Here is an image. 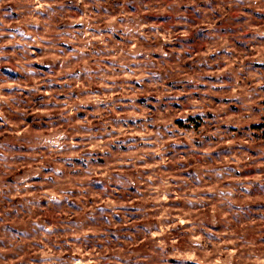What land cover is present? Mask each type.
I'll return each instance as SVG.
<instances>
[{
	"label": "rangeland",
	"instance_id": "1",
	"mask_svg": "<svg viewBox=\"0 0 264 264\" xmlns=\"http://www.w3.org/2000/svg\"><path fill=\"white\" fill-rule=\"evenodd\" d=\"M122 13L161 37L126 35ZM249 24L264 31V11L227 0L0 5V264H163L159 240L167 264L264 252V38ZM59 132L77 147L33 149ZM241 180L250 196L217 208L213 191ZM190 212L213 234L198 228L207 250L180 259Z\"/></svg>",
	"mask_w": 264,
	"mask_h": 264
},
{
	"label": "clouds",
	"instance_id": "2",
	"mask_svg": "<svg viewBox=\"0 0 264 264\" xmlns=\"http://www.w3.org/2000/svg\"><path fill=\"white\" fill-rule=\"evenodd\" d=\"M6 2V0H0V5H3ZM125 3H129L130 0H124ZM264 0H227V6L228 7H238V8H258L264 11ZM242 15L244 13H241ZM122 16H125L129 18L130 24L132 26H126L125 27V34H135L137 37H143L146 41L150 40L152 37L150 35H147L144 33L143 29L144 28H149L151 27L152 29L156 30L154 31L153 35L156 38L161 37V33L158 31V25L152 24H146L144 23L139 17H133L130 16L129 14H123ZM250 28L255 29V35L251 37V39H257V38H264V31L260 30V26L257 25H248ZM211 27H215V24L213 23ZM3 33L0 32V36H2ZM27 35V33H25ZM164 38H168V34H164ZM2 55V53H0ZM166 55V53H165ZM31 71V70H29ZM139 82V81H138ZM201 115L203 113L201 112ZM0 120H4V115L2 112H0ZM5 123H8L7 120L4 121ZM66 140V134L64 132H59L56 133L52 138H37L35 144L33 145V149L40 147V148H45L47 151L53 154H62V152H70L72 148L77 147L75 144L71 143L69 141L68 143H65L64 141ZM4 145L0 144V163H4L5 161V153L3 151ZM128 163H133V161L129 160ZM6 166V165H5ZM54 171L59 172L60 169L57 168ZM235 171V169H233ZM215 175L217 177L222 175V172H216ZM117 183H121L119 179H117ZM161 187L167 188L168 184L167 181H161ZM253 187L251 184H246L242 180L239 181L235 186L229 185L226 188H218L213 191V195L217 198V208L219 207V204H227L229 207L234 205L236 203L234 197L237 196V194L243 196V197H248L250 196V190ZM264 190V189H262ZM157 192L160 191V189H156ZM167 192H162L160 195L156 197L157 200L163 201L167 199ZM195 195V194H193ZM183 199L186 200L187 203L189 204H201L202 206L207 203V201L200 196H196L195 199H189L187 195L183 197ZM201 211H207L203 207L201 208ZM240 211H237L236 213H226L225 215H233L234 217H239ZM163 219H170L171 217H162ZM184 223H189L192 225L191 228L188 229L190 233V237L185 241L186 243V248L181 249V248H173V252L180 258L184 259L185 257H191L193 259H198V253L204 252L207 250L206 243L204 242V237L202 235L197 234V229L200 228L201 231H208L209 235H212L213 233L211 232L210 229L203 228L202 225L204 224V220L200 218L196 213L190 212L188 214L187 219H183ZM215 221H213L214 223ZM239 222V221H237ZM230 223V222H229ZM171 225H166V226H159L156 235H163L165 231H167V228L170 227ZM50 230V229H49ZM146 232H148L149 235H152L151 231L146 229ZM226 235H236L235 233H225ZM210 242V241H209ZM234 242H242L241 246L245 249H257L258 246L255 244L254 241H249L245 238L244 234L241 233L236 236V241ZM158 246L160 249V253L162 254L160 257V260L163 262V264H167V253L165 252L166 244L165 241L159 240ZM175 244L176 241H173ZM231 258H229V264H230ZM247 261L248 264H264V252H261L260 254H257L256 251H250L248 252L247 255ZM71 264H81L80 261L78 260H73L71 261Z\"/></svg>",
	"mask_w": 264,
	"mask_h": 264
}]
</instances>
